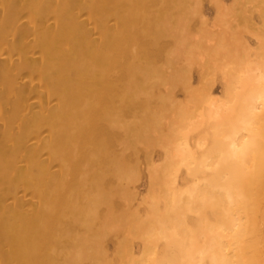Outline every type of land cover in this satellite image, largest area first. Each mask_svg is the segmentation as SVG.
<instances>
[{
    "label": "bare ground",
    "instance_id": "1",
    "mask_svg": "<svg viewBox=\"0 0 264 264\" xmlns=\"http://www.w3.org/2000/svg\"><path fill=\"white\" fill-rule=\"evenodd\" d=\"M225 1L0 0V264H264V20Z\"/></svg>",
    "mask_w": 264,
    "mask_h": 264
},
{
    "label": "rangeland",
    "instance_id": "2",
    "mask_svg": "<svg viewBox=\"0 0 264 264\" xmlns=\"http://www.w3.org/2000/svg\"><path fill=\"white\" fill-rule=\"evenodd\" d=\"M259 1L260 0H237V1L226 0L221 9H218L216 11L215 10L210 11V9L206 10L205 17L208 19L209 22L212 23L213 28L218 30L220 34L227 36V37L229 35L233 36V30L236 29L239 31V36H240L239 39L240 41H242V44L245 45L244 43H246L250 46H253L254 37H252L249 32L259 27L260 22L264 20V17L261 16L263 13L261 12L259 14V10H258ZM263 4L260 5V7L263 6ZM244 19H246L245 22H243ZM197 58L198 57H196V59ZM163 65L166 68L170 66H177V65H174L172 62H167V63H164ZM191 66L195 68L196 64L191 62ZM211 71L212 69H208L205 72H211ZM193 85H196V82L193 83ZM219 94H220V91L219 89H217L214 91L213 96L218 97L217 95ZM177 99L179 101H182L184 98L182 95H178ZM145 145H146L145 143L143 144L138 143L136 145V147H138L136 150H143L140 148H143ZM152 149H156V147L150 148V150ZM149 160L151 161V163H153V165H158L161 162L160 157L156 153H154V150H153L152 157L149 158ZM136 163H137V171L135 172L136 176L133 181V186H134L133 191H134V194L137 196V199L135 202L139 203L142 198L145 199V197L148 196L147 194L148 178H147L146 168L148 166L149 161L147 159H144L141 153L140 157L136 160ZM184 173H185V169L182 168V170L180 171V175H183L184 177L185 176ZM184 187L185 185H180L178 188L179 190H181ZM179 197H180L179 195L175 196V200H178ZM186 201L187 200L185 199V197H183L182 202H180L181 206H180V203H177V211H182L183 213L182 215L185 221L190 222L195 219V216L192 215L190 212H186L185 210L182 209V206L186 205ZM140 206L142 207V205ZM119 207L120 208L118 209L125 208V206L121 204L119 205ZM138 209L141 212V214H143L142 210L140 208ZM207 215L208 217H210L208 211H207ZM117 219H119L117 222H119V224L121 225L119 228L126 229L127 227L123 224V220H124L123 215L120 214V216H118ZM128 230L129 229L127 228V230H125V233L122 234L123 236H125V238H122L120 236V239H119L120 241L122 240L125 242L128 253L122 254L119 252V250L118 252L114 253L112 252L114 249L112 250V248H110L108 251L110 255L107 256L109 259L110 258L113 259V256H114V258H118L119 263H124L131 257L137 258L141 255L142 235L138 233H132V232L129 234ZM252 239H253V242L264 253V221H263V228H262L260 235H256Z\"/></svg>",
    "mask_w": 264,
    "mask_h": 264
}]
</instances>
